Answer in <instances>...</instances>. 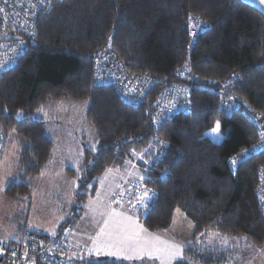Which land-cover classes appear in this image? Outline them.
<instances>
[{
  "label": "trees",
  "instance_id": "16d2710c",
  "mask_svg": "<svg viewBox=\"0 0 264 264\" xmlns=\"http://www.w3.org/2000/svg\"><path fill=\"white\" fill-rule=\"evenodd\" d=\"M191 15L204 22L193 40ZM11 31L0 22L1 38ZM105 44L129 73L153 79L137 104L124 103L113 86L93 82L92 58ZM182 65L188 71L180 75ZM171 83L188 89L190 108L155 127L157 95ZM64 98L86 103L83 122L93 127L97 140L95 149L82 153L79 202L94 195L107 168L122 167L134 151L147 147L145 155L152 156V142L153 159L136 160L144 172L142 186L151 194L139 208L142 226L166 230L176 208L194 222L193 236L174 264L226 262L229 247L198 244L195 238L206 230L264 243V215L255 193L264 149L243 153L264 124V13L256 6L244 0H52L45 5L28 48L0 73V128L6 141L13 134L18 145L14 174L4 189L16 200L12 211L26 209L24 197L34 177L54 155L39 108ZM217 122L219 132L212 133ZM241 152L233 167L230 157ZM67 172L76 174L70 167ZM78 205L56 234L44 231L45 236L54 238L73 225L80 217ZM34 229L20 232L19 239ZM85 264L143 262L104 258Z\"/></svg>",
  "mask_w": 264,
  "mask_h": 264
},
{
  "label": "rangeland",
  "instance_id": "374dc122",
  "mask_svg": "<svg viewBox=\"0 0 264 264\" xmlns=\"http://www.w3.org/2000/svg\"><path fill=\"white\" fill-rule=\"evenodd\" d=\"M85 107L86 103L64 98L49 102L46 106L41 105L39 108L40 115L38 116H42L41 118L49 125L50 135L55 144V151L40 173L34 177L30 190L26 194V198L24 197L26 200V218H11L12 215L9 214V210L11 209L10 213H14L12 210L16 208L14 204L16 200L7 196H5L6 199L1 197V195L4 196L3 191L8 179L14 174L18 149L15 136L13 134L8 136L0 160V164L3 163L0 167V234H7V239L19 238L20 232L23 234L24 230L28 231L32 228L41 229L48 235L56 234L59 231L60 222L71 213L75 203L79 204L78 206L82 209L77 208V212L80 211V217L82 215L78 219L79 221L77 220L79 226L89 227L96 224L95 220L100 219L99 216L103 211L102 199L106 196L104 191L99 192L100 196H88L80 202L75 198V193L78 192L77 188L79 186L77 177L83 169V150L84 148L93 150L97 144L93 127L83 122ZM148 146L152 150V156L147 157L145 155L144 152L148 150L147 147L142 152L134 151L132 159L125 161L127 165L130 163L136 165L137 171L141 174V179L144 177V172L137 167L136 160L149 162V160L153 159L155 146L152 142H149ZM67 167L75 170V176L69 175ZM142 185L134 183L129 178H122L118 184V190L114 194L112 205L102 222L103 231L110 229L121 231L125 225H130V218L126 219L125 225H120L116 222V211L122 210L125 212V210H130L131 207V204L120 202V197H125V190L130 194L139 193L140 190L138 191L136 187ZM142 206L144 205H140L137 202L134 204L139 216V208ZM111 209L112 211H110ZM20 210L21 207H18L17 211ZM6 229L11 231L6 232ZM166 231L177 235L181 242L182 238L187 241L193 236L194 222L183 210L176 208L172 215L171 224ZM216 234L218 232L206 230L201 235H197L195 239L200 246L217 245L221 248L225 247L224 249L229 247L228 253H225L224 256L226 262L223 264H264V243L255 245L247 242L244 237H241L240 240L238 237ZM230 247L235 248L236 251L232 253ZM176 260L169 259V261L164 260V262L165 264H174ZM147 263L145 259L143 264Z\"/></svg>",
  "mask_w": 264,
  "mask_h": 264
},
{
  "label": "built area",
  "instance_id": "2783aa9c",
  "mask_svg": "<svg viewBox=\"0 0 264 264\" xmlns=\"http://www.w3.org/2000/svg\"><path fill=\"white\" fill-rule=\"evenodd\" d=\"M51 1L43 0L41 3L40 0H0V8L3 9L0 12V22L4 27L12 30L9 37H0V62L4 63V67H0V73L12 68L28 48V40L36 35L37 15ZM189 17L188 31L193 40L204 26V22L198 16ZM91 68L93 82L113 86L120 92L122 101L127 104H137L153 84L150 76L129 73L107 44L95 52ZM187 71V65H182L178 69L180 75ZM190 105L189 91L182 83L165 85L157 95L155 102L154 126L158 127L174 113L188 110ZM262 133H264V124L259 125L257 140L244 149L247 150L246 153L264 149ZM158 141L161 140L158 139ZM5 143L6 136L0 128V160ZM243 153L230 157L231 162L236 160L235 164L232 163L233 167L243 158ZM255 193L258 207L264 215V200H262L264 197V165L257 170ZM75 248V244L66 231L54 238H48L43 230L37 228L29 231L18 241L0 242V249H2L0 250V264H85L88 250L83 252L82 258L75 259L71 256Z\"/></svg>",
  "mask_w": 264,
  "mask_h": 264
},
{
  "label": "crops",
  "instance_id": "0c3cea01",
  "mask_svg": "<svg viewBox=\"0 0 264 264\" xmlns=\"http://www.w3.org/2000/svg\"><path fill=\"white\" fill-rule=\"evenodd\" d=\"M244 1L253 4L264 13V0H244ZM1 165H3V163L0 164V167ZM134 165L132 163L127 165L126 163L125 165H122V167L112 166L107 168L104 171V173L100 176L97 189L94 194L100 196L99 194L100 191L101 192L104 191L106 193L105 198L102 199L103 211L99 216L100 219L95 220L96 222L95 225L93 224L89 227H82L79 226L77 222V220L82 217L81 215V217H79L73 225L67 227L66 229L68 236L72 239L73 243L76 246L74 251L71 253V256L73 258L75 259L82 258L83 252L87 249L88 253L86 255V259L88 260H99L104 258L117 260L116 257L106 255V251H107L106 249L102 251L100 255H97L94 249L98 246V244L123 238L129 233H138L141 243L146 242L148 244L156 245L158 248L161 249L160 252L154 253V256L157 258H154L152 260L146 259L148 262L147 264H149L150 262L151 264H165L164 260L169 261L167 250L172 248L173 246H179L182 256L183 245L188 240L186 241L183 240L182 238V242L179 241L177 235L171 234L168 231H166L168 228L166 230L156 232V231H149L142 226L137 210L134 208V204L136 202L140 204L139 203L140 198L142 196H145V190L147 189L144 186H140V188L137 187L138 191L140 190L139 193L130 194L127 190H125L124 191L125 197L123 196L120 197L121 198L120 202H124L128 205L131 204V207L130 210H125V212L122 210H117L116 211L117 216L115 217V219L117 220L116 222L119 223L120 225H125V222L127 221L126 219L130 218L131 219L130 225L129 224H127L128 226L125 225L124 228L122 227L123 229L121 231H113V229L103 231L102 222L104 220L106 213L109 211L112 205L114 194L117 192L118 184L119 182H121L122 178H129V180H132L134 183L142 184L141 174L139 171H137L136 165L135 166ZM3 194L4 196L1 195V197L3 199H6L4 191ZM150 195L151 194L148 191V198L146 199L147 201L149 200ZM110 211H112V209ZM10 212L11 209L9 210V214L12 215L11 218H26L25 210L14 211L15 213H10ZM10 231H11L10 229H6V232H10ZM8 234H13V233H8ZM216 235L222 236V234L220 233ZM6 236L7 234H0V242L19 239L17 237L14 239H7ZM119 260L127 261V262H141V263L143 262L140 260H124L123 258Z\"/></svg>",
  "mask_w": 264,
  "mask_h": 264
},
{
  "label": "snow or ice",
  "instance_id": "6c2138e0",
  "mask_svg": "<svg viewBox=\"0 0 264 264\" xmlns=\"http://www.w3.org/2000/svg\"><path fill=\"white\" fill-rule=\"evenodd\" d=\"M40 2L43 3V0H40ZM2 11L3 9L0 8V12ZM189 19H191V17H189ZM197 27H199V25H197ZM0 67H4L3 62H0ZM17 115L19 116L20 113H17ZM219 127V122H217L216 126L211 130L212 133H218ZM261 139L262 141H264V133L261 134ZM244 151L245 153L247 152V150ZM232 163L235 164L236 160L234 159ZM14 178L15 177H12V179ZM148 191L149 190H145V196H142L140 198L139 203L141 205H144L145 200L148 198ZM262 200H264V197H262ZM105 249L107 250L106 255L116 257L117 260L123 258L124 260L140 261H144L145 259L152 260L154 258H157L154 256V253L161 251V249L158 248L156 245L148 244L146 242L141 243L138 233H129L123 238L98 244L94 251L97 255H100L101 252ZM167 254L170 260H176L181 258V251L179 249V246H173L172 248L168 249Z\"/></svg>",
  "mask_w": 264,
  "mask_h": 264
}]
</instances>
